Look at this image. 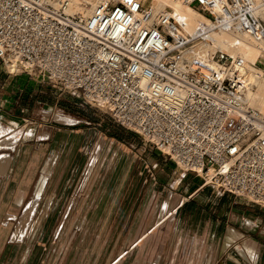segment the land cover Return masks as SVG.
Instances as JSON below:
<instances>
[{"label":"built area","instance_id":"obj_1","mask_svg":"<svg viewBox=\"0 0 264 264\" xmlns=\"http://www.w3.org/2000/svg\"><path fill=\"white\" fill-rule=\"evenodd\" d=\"M183 1L210 26L187 33L140 0H98L89 15L68 12L70 0H0V60L10 74L36 72L80 93L183 173L203 174V185L264 207V116L248 99L241 58L205 33L264 41V0ZM197 42L214 48L199 55Z\"/></svg>","mask_w":264,"mask_h":264},{"label":"rangeland","instance_id":"obj_2","mask_svg":"<svg viewBox=\"0 0 264 264\" xmlns=\"http://www.w3.org/2000/svg\"><path fill=\"white\" fill-rule=\"evenodd\" d=\"M140 1L148 7V0ZM263 65L264 62L256 64ZM0 66L6 71L11 69L1 60ZM18 73L24 72H14ZM28 76L42 82L50 101L26 115L25 111L19 113L25 120L15 123L16 127L0 125V139L14 132L11 135L15 140L17 130L30 131V136L21 139L25 144L34 143L29 139L38 130L42 138L49 132L54 137L50 142L42 141L46 143L42 145L45 168H29V177H16L15 182L0 187V229L5 228L0 234V264H108L129 246L127 242L133 238L136 227L144 216H149L144 214L151 209L158 211L159 204L150 211L147 208L153 187L159 185L158 190L164 189L154 196L164 198L173 191L183 172L139 135L88 104L80 93L46 82L36 72ZM115 131L125 141L116 139L112 134ZM33 148L32 144L28 153L30 164L38 152ZM162 165L171 177L167 180L172 181L170 184L157 180ZM25 170L27 173L26 167L23 174ZM187 174L203 183V174ZM207 186L218 190L213 184ZM128 198L127 209L133 208V215L121 217L119 205H126ZM132 201L139 202L133 206ZM6 211L13 215L5 216ZM119 221L127 229L121 230ZM161 244L152 243L151 249L140 250L148 254Z\"/></svg>","mask_w":264,"mask_h":264},{"label":"crops","instance_id":"obj_3","mask_svg":"<svg viewBox=\"0 0 264 264\" xmlns=\"http://www.w3.org/2000/svg\"><path fill=\"white\" fill-rule=\"evenodd\" d=\"M45 88L42 82L38 83L27 74L11 75L0 66V125L16 127L15 123L25 120V116L19 113L25 111L26 115L43 107L50 101V95L44 93ZM51 101L54 102V98ZM17 131L18 136L13 141L11 134L14 132L0 139V144L6 142L0 145V187L15 182L16 177H29L33 167L41 169L46 166L45 147L42 146L46 143L42 141L50 142L53 133L49 132L42 138L38 130L32 134L33 139H29L34 143L29 141L25 144L21 139L24 135L30 136V131ZM112 134L116 139L125 141L116 131ZM32 144L38 152L35 161L30 164L28 153ZM25 167L27 173L25 170L23 174ZM160 168L157 180L160 184H170L172 181L167 180L171 177L164 171L163 165ZM175 184L173 191H169L164 198H155L164 189L158 190L159 185L153 187V196L148 200L147 208L150 211L151 207L159 204L158 211L151 209L149 214H144L149 216L141 219L133 238L127 242L129 246L108 264H264V207L252 206L227 193L212 190L187 173H182ZM139 201L131 203L134 206ZM129 202L130 199L122 208L119 205L118 214L122 213L121 217L133 215V208L127 209ZM12 213L6 211L5 216L9 217ZM119 223L121 230L127 229L126 224L122 226ZM3 226H6L5 222ZM3 230L5 228L0 229V234ZM152 243L162 244L159 250H151L148 254L140 250L151 249Z\"/></svg>","mask_w":264,"mask_h":264},{"label":"bare ground","instance_id":"obj_4","mask_svg":"<svg viewBox=\"0 0 264 264\" xmlns=\"http://www.w3.org/2000/svg\"><path fill=\"white\" fill-rule=\"evenodd\" d=\"M85 1V5L82 6L80 5V0H70L68 12L79 11L85 15H89L98 0ZM148 4V8L153 13V16L160 12H169L177 20L184 21L187 33H191L195 27L200 25L204 27L210 26V22L204 15L183 0H148ZM205 33L213 38L214 46L222 48L232 56H239L241 58V71L245 74L251 85L248 99L264 116V67L256 66V64L262 65L264 62V41H257L247 34L236 30H220L219 32L205 30ZM213 48V46H208L203 42H197L190 50L199 55H205L208 50H212ZM213 175L214 167H210L207 170L206 179L208 180Z\"/></svg>","mask_w":264,"mask_h":264}]
</instances>
